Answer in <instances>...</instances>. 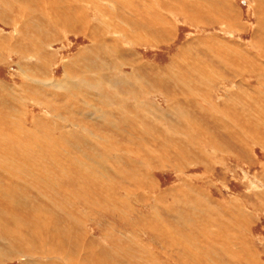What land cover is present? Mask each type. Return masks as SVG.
<instances>
[{"label": "rangeland", "instance_id": "374dc122", "mask_svg": "<svg viewBox=\"0 0 264 264\" xmlns=\"http://www.w3.org/2000/svg\"><path fill=\"white\" fill-rule=\"evenodd\" d=\"M6 1H0L2 2V5L0 4L2 12H0V85L3 86H0V116L2 117H0V125L6 124L9 130L3 132L0 127L2 133L0 135V140L2 139L0 141V172L5 168L3 166L7 167L0 173V192L9 191L7 186L11 183L18 193L21 191V205L14 207V214L21 220L26 219L29 224H34L35 216L29 211L28 206L48 207L49 205V209L58 210L59 216L56 218L62 219L63 223L69 219L71 223V219L75 217L80 226L74 231L80 232L78 234H81L83 244L96 247V251L101 249L103 255H106L113 264H120V262L121 264H196L197 260L204 259L205 254L201 253L196 256L197 258L193 257V251H190L193 236L197 242L204 237L208 241V236L214 238L212 243L207 242L209 254L206 260L209 262L218 261L216 257L218 254L219 261L225 264H264V0H75L76 3L74 0H62L63 2L61 0H11L13 6L10 0L7 3ZM39 2L42 5L41 3L39 5ZM60 5L62 8L66 6V9H62ZM35 36L39 39L37 42ZM231 68L234 69L231 70ZM135 69H137V75L132 77ZM25 72H27L26 75ZM187 72H191L192 76ZM198 75H200L199 79ZM124 77H128L129 80H125ZM218 77L219 80H217ZM38 81L45 85L36 84ZM83 81L82 87L89 85L90 90L87 88L80 90ZM111 85L114 87L112 88ZM195 92L198 95L195 96ZM207 94H209L208 97H206ZM193 101H196L198 105ZM198 107H202V110ZM168 109L172 112L170 113ZM105 112H107L106 115ZM167 112L170 116L165 114ZM209 112H212L215 117H208ZM89 113L107 116L109 121L103 118L99 120ZM186 121L190 125H187ZM237 124L238 127L235 128ZM209 126L213 133L208 134L211 131ZM22 127L26 128V131ZM193 129L196 130L193 131ZM230 130L237 134L239 138L237 136L234 138L240 143L229 136ZM90 135L98 138H92ZM214 139H219L220 141L217 140L219 143ZM19 142L23 145H17ZM31 142L34 144L32 145ZM37 144L45 148L37 147V150L34 148L38 146ZM29 145H32L31 148ZM196 152L200 153L196 154ZM28 154L29 157L33 155L37 162L34 163L36 168L40 164L37 169H42L44 175H41L42 173L36 175L34 169L31 170L28 166L26 168L25 162L21 165L16 162L14 165L15 161L9 160L15 158V155L26 157ZM201 154L205 158H202ZM89 163H92V166ZM14 170H17L19 175ZM6 171L15 173L11 175L9 172L8 175ZM74 171L77 174H73ZM23 173L25 177L22 176ZM4 174H6L5 178ZM45 175L49 177L47 180ZM196 191H198L197 195ZM118 200L121 202L123 200L122 207L119 206ZM23 201H27L25 206L28 210L21 207L25 203ZM8 203L0 199V208L12 210V204L8 205ZM227 206L228 209H225ZM237 209L241 212L240 210L237 212ZM237 227L241 229L238 232L234 231L238 229ZM219 229L222 235L220 234V239H217L215 236ZM206 230H211L213 233ZM47 231L49 230L45 229L42 234L46 236ZM230 231H234L232 234L235 233L236 236L239 235L238 239L232 238L231 234H228ZM67 234L73 236V233L67 232ZM238 241L248 245L247 251L241 250L242 246L238 245ZM145 244L148 246L146 247ZM226 244H230V247L228 248ZM53 258L47 255L36 258L15 256L12 260H6L4 264H65L63 260Z\"/></svg>", "mask_w": 264, "mask_h": 264}, {"label": "bare ground", "instance_id": "6f19581e", "mask_svg": "<svg viewBox=\"0 0 264 264\" xmlns=\"http://www.w3.org/2000/svg\"><path fill=\"white\" fill-rule=\"evenodd\" d=\"M0 1H3V2H5L6 0H0ZM9 1V0H8ZM8 1H6V3L8 2ZM11 1V0H10ZM50 1H52V0H50ZM62 1V0H61ZM42 2V1H41ZM41 2H39V5H40V3ZM55 2V1H54ZM63 2V1H62ZM74 2H75V0H74ZM257 2V1H256ZM259 2V1H258ZM2 3V2H1ZM0 3V4H1ZM48 3V2H47ZM50 3V2H49ZM56 3V2H55ZM66 3V2H65ZM71 3V2H70ZM76 3V2H75ZM75 3H74V6H75ZM84 3V2H83ZM88 3V2H87ZM90 4H92L91 2H89ZM102 3V2H101ZM11 5H12V1H11V3H10ZM14 4V3H13ZM16 4V3H15ZM19 4H20V2H19ZM67 4H69L68 2H67ZM72 4H73V2H72ZM86 4V3H85ZM85 4H82V5H85ZM89 4V5H90ZM2 5V4H1ZM4 6H5V4H3ZM22 5H24V4H22ZM22 5H19V6H22ZM26 5V4H25ZM41 5H42V3H41ZM43 5H44V2H43ZM62 5H64V4H62ZM66 5V4H65ZM80 5V4H79ZM78 5V6H79ZM88 5V4H87ZM10 6V5H9ZM13 6V5H12ZM12 6H10L11 8L10 9H12ZM30 6V5H29ZM66 6H68V5H66ZM65 6V7H66ZM71 6H73V5H71ZM92 6V5H91ZM104 6H106V5H104ZM3 7V6H2ZM8 6H6V8H7ZM23 7H26V6H23ZM41 7V6H40ZM49 7V6H48ZM60 7L62 8V6L60 5ZM65 7H63V8H65ZM80 7V6H79ZM84 7V6H83ZM21 8V7H20ZM28 8V7H27ZM57 8V7H56ZM58 8H59V6H58ZM62 8V9H63ZM69 8V7H68ZM96 8V7H95ZM4 10H5V8H3ZM2 9V10H3ZM9 9V8H8ZM26 9V8H25ZM48 9V8H47ZM51 9H52V7H51ZM50 9V10H51ZM61 9V10H62ZM66 9V8H65ZM64 9V11H66ZM72 9V8H71ZM77 9V8H76ZM75 9V10H76ZM99 9V8H98ZM106 9V8H105ZM3 10V11H4ZM17 10V9H16ZM56 10V9H55ZM54 10V11H55ZM60 10V9H59ZM70 10V9H69ZM74 10V9H73ZM9 11V10H8ZM72 10H70V12H71ZM99 11V10H98ZM108 11V10H107ZM0 12H1V9H0ZM15 12V11H14ZM25 12H26V10H25ZM38 12V11H37ZM48 12V11H47ZM51 12V11H50ZM56 12V11H55ZM58 12V11H57ZM85 12V11H84ZM110 12V11H109ZM2 13V12H1ZM0 13V14H1ZM4 13H6V12H4ZM18 13V12H17ZM16 13V14H17ZM42 13V12H41ZM61 13V12H60ZM63 13V12H62ZM67 13V12H66ZM72 13V12H71ZM99 13V12H98ZM18 14H20V13H18ZM17 14V15H18ZM34 14V13H33ZM39 14V13H38ZM50 14V13H49ZM68 14V13H67ZM66 14V15H67ZM87 14V13H86ZM91 14V13H90ZM96 14V13H95ZM100 14V13H99ZM16 15V16H17ZM35 15V14H34ZM40 15V14H39ZM38 15V16H39ZM56 15V14H55ZM72 15V14H71ZM92 15V14H91ZM104 15H105V13H104ZM106 15H108V14H106ZM31 16H33V15H31ZM3 17V16H2ZM9 17V16H8ZM18 17H19V15H18ZM20 17H21V15H20ZM37 17V16H36ZM41 17V16H40ZM85 17V16H84ZM5 18H6V15H5ZM44 18H45V16H44ZM56 18V17H55ZM69 18V17H68ZM104 18V17H103ZM114 18V17H113ZM18 19V18H17ZM37 19H38V17H37ZM50 19H52V18H50ZM0 20H1V18H0ZM11 20H13V19H11ZM29 20V19H28ZM48 20V19H47ZM117 20V19H116ZM21 21H22V19H21ZM20 21V22H21ZM43 21V20H42ZM108 21V20H107ZM230 21V20H229ZM16 22V21H15ZM23 22V21H22ZM52 22V21H51ZM53 22H55V21H53ZM26 23H27V21H26ZM37 23V22H36ZM85 23V22H84ZM53 24V23H52ZM86 24V23H85ZM97 24V23H96ZM24 25V24H23ZM37 25V24H36ZM50 25V24H49ZM60 25V24H59ZM74 25V24H73ZM76 25H78V24H76ZM28 26H29V24H28ZM87 26V25H86ZM109 26V25H108ZM162 26H164V25H162ZM167 25H165V27H166ZM68 27V26H67ZM81 28V27H80ZM88 28V27H87ZM36 29V28H35ZM42 29H44V28H42ZM49 29V28H48ZM20 30V29H19ZM37 30V29H36ZM71 30V29H70ZM78 30V29H77ZM76 30V31H77ZM110 31V30H109ZM98 32V31H97ZM17 33H18V31H17ZM50 33V32H49ZM15 34V33H14ZM24 33H22V35H23ZM33 34V33H32ZM38 34V33H37ZM36 35V34H35ZM95 35V34H94ZM33 36V35H32ZM30 37V36H29ZM36 37L37 36H35V40H36V42H37V40H39L38 38L36 39ZM13 38V37H12ZM18 39V38H17ZM47 39V38H46ZM50 39V38H49ZM48 39V40H49ZM1 41V40H0ZM11 41H12V39H11ZM26 41V40H25ZM30 41V40H29ZM33 41V40H32ZM210 41V40H209ZM218 41V40H217ZM13 42V41H12ZM11 42V43H12ZM43 42V41H42ZM30 43V42H29ZM41 43V42H40ZM6 44V43H5ZM4 44V45H5ZM18 44V43H17ZM22 44V43H21ZM37 44V43H36ZM25 45V44H24ZM3 46V45H2ZM23 46V45H22ZM253 46V45H252ZM30 47V46H29ZM35 47V46H34ZM39 47V46H38ZM216 47H218V46H216ZM14 48V47H13ZM21 48V47H20ZM24 48V47H23ZM23 48H21V49H23ZM26 48H27V46H26ZM31 48V47H30ZM222 48V47H221ZM9 49V48H8ZM15 49V48H14ZM18 49V48H17ZM33 50V49H32ZM205 50V49H204ZM215 50H217V49H215ZM221 50V49H220ZM17 51H19V50H17ZM21 51V50H20ZM7 52V51H6ZM5 52V53H6ZM24 52V51H23ZM30 52V54H31V51H29ZM132 52H133V50H132ZM202 52V51H201ZM219 52V51H218ZM249 52V51H248ZM20 54H21V52H19ZM26 53V52H25ZM131 53V52H130ZM205 53H207V52H205ZM3 54V53H2ZM27 54H28V52H27ZM30 54H28V55H30ZM33 54V53H32ZM42 54V53H41ZM120 54V53H119ZM127 55V54H126ZM130 55V54H129ZM245 55V54H244ZM26 56V55H25ZM34 56V55H33ZM37 56H39V55H37ZM133 56V55H132ZM201 56V55H200ZM208 56V55H207ZM231 56H233V55H231ZM241 56H242V54H241ZM24 57V56H23ZM22 57V58H23ZM193 57V56H192ZM192 57H190L191 59H192ZM218 57V56H217ZM240 57V56H239ZM249 57V56H248ZM27 58V57H26ZM245 58V57H244ZM28 59V58H27ZM189 59V58H188ZM204 59V58H203ZM203 59H202V61H203ZM205 59H206V57H205ZM214 59V58H213ZM223 59V58H222ZM193 60V59H192ZM224 60V59H223ZM199 61V60H198ZM80 62H83V61H80ZM206 62V61H205ZM198 63V62H197ZM210 63H212V62H210ZM38 64V63H37ZM81 64V63H80ZM85 64H87V63H85ZM193 64H195V63H193ZM200 64V63H199ZM46 65V64H45ZM82 65V64H81ZM88 65V64H87ZM125 65V64H124ZM208 65V64H207ZM211 65V64H210ZM19 66V65H18ZM42 66V65H41ZM86 66V65H85ZM189 66H190V64H189ZM195 66V65H194ZM199 66H201V65H199ZM203 66V65H202ZM216 66V65H215ZM214 66V67H215ZM132 67V66H131ZM204 67H205V65H204ZM203 67V68H204ZM47 68H49V67H47ZM135 68H136V66H135ZM199 68H202V67H199ZM227 68H229V67H227ZM27 69V68H26ZM26 69H23V70H26ZM205 69V68H204ZM211 69H213V68H211ZM218 69V68H217ZM217 69H215L216 71H217ZM221 69V68H220ZM219 69V70H220ZM234 69V68H233ZM232 68H231V70H233ZM240 69V68H239ZM42 70H43V68H42ZM136 71H134L133 72V75H132V77L134 76V75H137L136 73H137V69H135ZM179 70V69H178ZM200 70H203V69H200ZM214 70V71H215ZM226 70V69H225ZM49 71V70H48ZM138 71H140V70H138ZM187 71V70H186ZM236 71V70H235ZM43 72V71H42ZM123 72V71H122ZM170 72V71H169ZM220 72V71H219ZM26 73L27 72H25V75H26ZM188 74L189 73H191V72H187ZM216 73H218V71L216 72ZM232 73V72H231ZM175 74V73H174ZM183 74V73H182ZM246 74V73H245ZM29 76V75H28ZM36 76V75H35ZM42 76V75H41ZM40 76V77H41ZM43 76H44V74H43ZM172 76V75H171ZM170 76V77H171ZM187 76V75H186ZM186 76H185V79H186ZM191 76H192V73H191ZM195 76V75H194ZM200 75H198V79L200 78L199 77ZM219 76V75H218ZM248 76V75H247ZM37 77V76H36ZM138 77V76H137ZM161 77V76H160ZM163 77V76H162ZM161 77V78H162ZM183 77H184V75H183ZM188 77V76H187ZM196 77V76H195ZM208 77V76H207ZM225 77V76H224ZM233 77V76H232ZM235 77V76H234ZM243 77V76H242ZM252 77V76H251ZM42 78V77H41ZM41 78H39V79H41ZM194 78V77H193ZM204 78H205V76H204ZM209 78V77H208ZM229 78V77H228ZM249 78V77H248ZM32 79V78H31ZM44 79V78H43ZM42 79V80H43ZM114 79H116V77L114 78ZM124 79L126 80V79H128V77H124ZM135 79H136V77H135ZM139 79V78H138ZM162 79H164V78H162ZM175 79V78H174ZM184 79V78H183ZM188 79V78H187ZM191 79H192V77H191ZM190 79V80H191ZM203 79V78H202ZM225 79V78H224ZM33 80V79H32ZM129 80V79H128ZM137 80V79H136ZM189 80V81H190ZM194 80V79H193ZM204 80V79H203ZM206 80V79H205ZM213 80V79H212ZM217 80H219V77H218V79ZM253 80H254V78H253ZM262 80V79H261ZM140 81V80H139ZM143 81V80H142ZM170 81V80H169ZM173 81V80H172ZM176 81V80H175ZM174 81V82H175ZM189 81H187V82H189ZM192 81V80H191ZM202 81V80H201ZM222 81V80H221ZM226 81V80H225ZM228 81V80H227ZM249 81H250V79H249ZM69 82V81H68ZM122 82V81H121ZM123 82H125V81H123ZM129 82V81H128ZM144 82V81H143ZM196 82V81H195ZM195 82H194V85H195ZM207 82V81H206ZM209 82V81H208ZM211 82V81H210ZM220 82V81H219ZM218 82V83H219ZM26 83V82H25ZM29 83V82H28ZM37 83H39V84H42V85H45V83H42V82H36V84ZM49 83V82H48ZM63 83V82H62ZM73 83V82H72ZM167 83V82H166ZM170 83V82H169ZM173 83V82H172ZM179 83V82H178ZM178 83H176V84H178ZM190 83V82H189ZM192 83V82H191ZM198 83V82H197ZM212 83V82H211ZM211 83H210V86H211ZM236 83V82H235ZM55 84H57V83H55ZM116 84V83H115ZM118 84V83H117ZM133 84V83H132ZM163 84V83H162ZM171 84V83H170ZM175 84V83H174ZM209 84V83H208ZM213 84H214V82H213ZM264 84V83H263ZM84 85V81L81 83V87ZM110 85V84H109ZM166 85V84H165ZM182 85V84H181ZM225 85V84H224ZM236 85V84H235ZM238 85H239V83H238ZM260 85H261V83H260ZM0 86H2V85H0ZM5 86V85H4ZM50 86H52V85H50ZM67 86H68V84H67ZM71 86V85H70ZM202 86V85H201ZM248 86H250V85H248ZM3 87V86H2ZM26 87V86H25ZM39 87V86H38ZM53 87V86H52ZM56 87V86H55ZM65 87H66V84H65ZM77 88H80L79 86H76ZM111 87L113 88L114 86H112L111 85ZM135 87V86H134ZM236 87V86H235ZM251 87V86H250ZM262 87V86H261ZM84 88H87V89H91L90 88V86L88 85V86H86V87H82V88H80V90H82V89H84ZM115 88H117L116 87V85H115ZM141 88H143L142 86H141ZM188 88V87H187ZM190 88V87H189ZM196 88H198V87H196ZM212 88V87H211ZM1 89H3V88H1ZM138 89V88H137ZM182 89V88H181ZM200 89V88H199ZM198 89V90H199ZM229 89V88H228ZM246 89V88H245ZM249 89V88H248ZM259 89V88H258ZM6 90V89H5ZM12 90V89H11ZM42 90V89H41ZM57 90V89H56ZM56 90H55V92H56ZM136 90V89H135ZM162 90H164L163 88H162ZM174 90V89H173ZM205 90H206V88H205ZM238 90H239V88H238ZM244 90V89H243ZM3 91V90H2ZM7 91H8V89H7ZM58 91V90H57ZM192 91V90H191ZM247 91H249V90H247ZM251 91V90H250ZM88 92V91H87ZM109 92H111V91H109ZM143 92H144V90H143ZM166 92V91H165ZM172 92V91H171ZM189 92H190V90H189ZM198 92V91H197ZM197 92H195L196 94H195V96L196 95H198L197 94ZM205 92V91H204ZM240 92H241V89H240ZM243 92V91H242ZM260 92V91H259ZM7 93V92H6ZM5 93V94H6ZM30 93V92H29ZM123 93V92H122ZM144 93H146V92H144ZM143 93V94H144ZM149 93V92H148ZM151 93V92H150ZM157 93H159V92H157ZM161 93V92H160ZM176 94H177V92H175ZM243 93H245V92H243ZM253 93V92H252ZM55 94V93H54ZM135 94V93H134ZM142 94V93H141ZM142 94V95H143ZM171 94V93H170ZM173 94V93H172ZM194 94V93H193ZM228 94H231V93H228ZM256 93H254V95H255ZM121 95V94H120ZM119 95V96H120ZM151 95V94H150ZM188 95V94H187ZM200 95V94H199ZM204 95V94H203ZM202 95V96H203ZM208 95L209 94H207V96L206 97H208ZM236 95H238V94H236ZM250 95H251V93H250ZM253 95V94H252ZM258 95V94H257ZM3 96V95H2ZM56 96V95H55ZM118 96V95H117ZM118 96V97H119ZM122 96V95H121ZM141 96V95H140ZM204 96V97H205ZM1 97V96H0ZM11 97V96H10ZM31 97V96H30ZM108 97V96H107ZM106 97V98H107ZM166 97V96H165ZM182 97V96H181ZM187 97V96H186ZM198 97V96H197ZM200 97V96H199ZM205 97V98H206ZM227 97V96H226ZM231 97H232V95H231ZM239 96H237V98H238ZM242 97H243V94H242ZM241 97V98H242ZM248 97V96H247ZM251 97V96H250ZM6 98V97H5ZM54 98V97H53ZM110 98V97H109ZM122 98V97H121ZM174 98H176L175 96H174ZM185 98V97H184ZM188 98V97H187ZM200 98H202V97H200ZM210 98V97H209ZM229 98V97H228ZM236 98V100H238ZM261 99H262V97H260ZM1 99V98H0ZM165 99V98H164ZM168 99H170L171 100V98H168ZM173 99V98H172ZM179 99V98H178ZM178 99H176V100H178ZM190 99H192V98H190ZM230 99H232V98H230ZM245 99V98H244ZM247 99V98H246ZM245 99V100H246ZM256 99V98H255ZM8 100V99H7ZM23 100V99H22ZM27 100V99H26ZM166 100V99H165ZM170 100H169V102H170ZM183 100V99H182ZM185 100H187V99H185ZM189 100V99H188ZM194 100V99H193ZM206 99H204V101H205ZM226 100V99H225ZM242 100V99H241ZM245 100H243V101H245ZM257 100V99H256ZM116 101V100H115ZM114 101V102H115ZM168 101V100H167ZM166 101V102H167ZM207 101V100H206ZM227 101V100H226ZM73 102V101H72ZM80 102V101H79ZM78 102V103H79ZM91 102V101H90ZM119 102V101H118ZM181 102V101H180ZM194 102V101H193ZM196 102V101H195ZM194 102V103H195ZM209 102V101H208ZM220 102V101H219ZM238 101H236V103H237ZM49 103V102H48ZM103 103H104V101H103ZM109 103V102H108ZM187 103H189V102H187ZM198 103V102H197ZM210 103V102H209ZM209 103H207V104H209ZM212 103H214V102H212ZM232 103V102H231ZM238 103H240V102H238ZM248 103H249V100H248ZM255 103H256V101H255ZM56 104V103H55ZM94 104V103H93ZM122 104V103H121ZM124 104V103H123ZM146 104V103H145ZM175 104V103H174ZM196 104V103H195ZM224 104V103H223ZM241 104V103H240ZM263 104V103H262ZM1 105V104H0ZM97 105V104H96ZM120 105V104H119ZM176 105V104H175ZM179 105V104H178ZM181 105V104H180ZM179 105V106H180ZM196 105H198V104H196ZM212 105V104H211ZM253 105H256V104H253ZM79 106V105H78ZM172 106V105H171ZM178 106V107H179ZM200 106H202V104L200 105ZM209 106H210V104H209ZM246 106V105H245ZM245 106H243V107H245ZM250 106V105H249ZM252 106V105H251ZM258 106H259V103H258ZM262 106V105H261ZM92 107V106H91ZM116 107H118V105L116 106ZM154 107V106H153ZM168 107V106H167ZM182 107V106H181ZM195 107V106H194ZM205 107H206V105H205ZM213 107V106H212ZM247 107V106H246ZM253 107V106H252ZM52 108V107H51ZM83 108V107H82ZM126 108V107H125ZM175 108V107H174ZM189 108V107H188ZM190 108H191V105H190ZM199 108V107H198ZM202 108V107H201ZM201 108H199V110L201 109ZM214 108V107H213ZM217 108V107H216ZM215 108V109H216ZM219 108V107H218ZM255 108V107H254ZM262 109H263V107H261ZM6 109V108H5ZM112 109V108H111ZM127 109V108H126ZM134 109V108H133ZM165 109H167V108H165ZM173 109V108H172ZM176 109V108H175ZM181 109V108H180ZM195 109H196V107H195ZM204 109V108H203ZM247 109H248V107H247ZM253 109V108H252ZM256 109V108H255ZM258 109V108H257ZM261 109V111H263ZM4 110V109H3ZM105 110V109H104ZM118 110V109H117ZM129 110V109H128ZM136 110V109H135ZM162 110V109H161ZM169 110V109H168ZM187 110V109H186ZM186 110H184V111H186ZM191 110V109H190ZM202 110V109H201ZM205 110V109H204ZM214 110V109H213ZM221 110V109H220ZM220 110H218V111H220ZM227 110V109H226ZM245 110H246V108H245ZM260 110V109H259ZM2 111V110H1ZM16 111V110H15ZM92 111V110H91ZM121 111H123V110H121ZM138 111V110H137ZM148 111V110H147ZM146 111V112H147ZM155 111V110H154ZM154 111H153V113H154ZM163 111H165L164 109H163ZM170 111V113L172 112L171 110H169ZM183 111V110H182ZM183 111V112H184ZM208 111V110H207ZM217 111V112H218ZM222 111V110H221ZM225 111V110H224ZM4 112V111H3ZM10 112V111H9ZM14 112V111H13ZM12 112V113H13ZM174 112V111H173ZM175 112H177V111H175ZM181 112V111H180ZM180 112H179V114H180ZM193 112V111H192ZM195 112V111H194ZM217 112H215V113H217ZM234 112V111H233ZM6 113V112H5ZM19 113H20V111H19ZM98 113V112H97ZM106 113L107 112H105V115H106ZM110 113V112H109ZM133 113V112H132ZM142 113V112H141ZM188 113V112H187ZM196 113V112H195ZM245 113H246V111H245ZM250 113V112H249ZM248 113V114H249ZM255 113H257V111L255 112ZM1 114V113H0ZM3 114V113H2ZM16 114H18V112L16 113ZM78 114H80V113H78ZM91 116H94L95 118H97V119H101V118H103V119H105L106 121H109V118L107 119L105 116H103V115H96L95 113H89ZM112 116H113V114L112 113H110ZM149 114V113H148ZM165 114H169L168 112L167 113H165ZM175 114V113H174ZM182 114V113H181ZM190 114V113H189ZM193 114V113H192ZM209 114V116L208 117H210V118H212L213 116H214V114L212 113V112H209L208 113ZM254 114V113H253ZM11 115V114H10ZM14 114H12L11 116H13ZM82 115V114H81ZM108 116H109V114H107ZM117 115H119V114H117ZM129 115V114H128ZM135 115V114H134ZM137 115H138V113H137ZM142 115V114H141ZM150 115H151V113H150ZM159 115V114H158ZM186 115H188V114H186ZM194 115H196V114H194ZM211 115V116H210ZM222 115H223V113H222ZM244 115V114H243ZM242 115V116H243ZM111 116V117H112ZM114 116H116V115H114ZM129 116H131V115H129ZM152 116V115H151ZM154 116V115H153ZM168 116H170V115H168ZM172 116V115H171ZM189 116H191V115H189ZM225 116H229V115H225ZM232 116V115H231ZM246 116V115H245ZM250 116V115H249ZM1 117V116H0ZM20 117V116H19ZM137 117V116H136ZM165 117V116H164ZM175 117V116H174ZM195 117V116H194ZM215 117V116H214ZM240 117V116H239ZM254 117V116H253ZM259 117V116H258ZM2 118V117H1ZM17 118V117H16ZM56 118H58V117H56ZM120 118V117H119ZM118 118V119H119ZM143 118V117H142ZM144 118H145V116H144ZM148 118V117H147ZM153 118V117H152ZM157 118V117H156ZM166 118V117H165ZM179 118H182V117H179ZM197 118V117H196ZM224 118V117H223ZM228 118V117H227ZM236 118V117H235ZM241 118V117H240ZM239 118V119H240ZM246 118V117H245ZM256 118V117H255ZM7 119V117L5 118V120ZM14 119V118H13ZM121 119V118H120ZM136 119V118H135ZM139 119H140V117H139ZM176 119H178V117L176 118ZM184 119V118H183ZM200 119V118H199ZM226 119V118H225ZM230 119H232V118H230ZM234 119V118H233ZM232 119V120H233ZM251 119V118H250ZM16 120H18V119H16ZM60 120V119H59ZM86 120V119H85ZM148 120V119H147ZM163 120V119H162ZM186 120H187V118H186ZM206 120V119H205ZM212 120V119H211ZM211 120H210V122H211ZM219 120V119H218ZM227 120V119H226ZM4 121V120H3ZM14 121V120H13ZM63 121V120H62ZM105 121V122H106ZM132 121V120H131ZM156 121H157V119H156ZM169 121V120H168ZM172 121V120H171ZM178 120H176V122H177ZM201 121V120H200ZM199 121V122H200ZM208 121V120H207ZM216 121V120H215ZM234 121V120H233ZM232 121V122H233ZM236 121V120H235ZM234 121V122H235ZM243 121V120H242ZM2 122V121H1ZM11 122V121H10ZM34 122V121H33ZM94 122V121H93ZM146 122V121H145ZM145 122H142V123H145ZM160 122V121H159ZM163 122V121H162ZM161 122V123H162ZM173 122H175V121H173ZM218 122H220V120L218 121ZM217 122V124L219 125V123ZM222 122V121H221ZM230 122V121H229ZM238 123H239V121H237ZM244 122V121H243ZM13 123V122H12ZM16 123V122H15ZM85 123V122H84ZM107 123V122H106ZM137 123H138V121H137ZM136 123V124H137ZM140 123V122H139ZM165 123V122H164ZM169 123V122H168ZM184 123V122H183ZM186 123H187V125H190V123L188 124V122L186 121ZM196 123V122H195ZM204 123V122H203ZM209 123V122H208ZM247 123V122H246ZM252 123V122H251ZM18 124H19V121H18ZM17 124V125H18ZM69 124V123H68ZM79 124V123H78ZM108 124H109V122H108ZM115 124V123H114ZM132 124L134 125V123L132 122ZM200 124V123H199ZM211 124H213V123H211ZM216 124V125H217ZM223 124V123H222ZM235 124V123H234ZM233 124V125H234ZM243 124V123H242ZM241 124V125H242ZM249 124V123H248ZM259 124V123H258ZM16 125V124H15ZM20 125V124H19ZM25 125V124H24ZM70 125V124H69ZM145 125V124H144ZM168 125V124H167ZM176 125V124H175ZM178 125V124H177ZM196 125V124H195ZM202 125V124H201ZM205 125V124H204ZM215 125V124H214ZM228 125V124H227ZM227 125H225L226 127H227ZM247 125V124H246ZM252 125V124H251ZM11 126V125H10ZM21 126V125H20ZM153 126V125H152ZM174 126V125H173ZM184 126V125H183ZM192 126V125H191ZM203 126V125H202ZM245 126V125H244ZM253 126V125H252ZM0 127H1V129L3 130V132H7L8 130H9V128L6 126V124L4 125V123H3V125H0ZM16 127V126H15ZM28 127V126H27ZM68 127V126H67ZM86 127V126H85ZM131 127H132V125H131ZM142 127V126H141ZM197 127H199V126H197ZM196 127V128H197ZM221 127V126H220ZM232 127V126H231ZM236 127H238V124H237V126H235V128ZM248 127V126H247ZM11 128V127H10ZM23 128V127H22ZM21 128V129H22ZM33 128V127H32ZM84 128V127H83ZM96 128V127H95ZM98 128H99V126H98ZM126 128V127H125ZM144 128V127H143ZM147 128V127H146ZM153 128V127H152ZM154 128H158V127H154ZM169 128V127H168ZM167 128V129H168ZM189 128V126L187 127V129ZM191 128V127H190ZM201 128V127H200ZM206 128V127H205ZM205 128H204V131H206L205 130ZM24 129V128H23ZM26 129V128H25ZM24 129V130H25ZM73 129V128H72ZM97 129V128H96ZM159 129H160V127H159ZM185 129H186V127H185ZM199 129V128H198ZM197 129V130H198ZM213 129V128H212ZM220 129H222V128H220ZM231 129V128H230ZM19 130V129H18ZM99 130V129H98ZM155 130V129H154ZM192 130V129H191ZM190 130V131H191ZM196 130V129H195ZM194 129H193V131H195ZM209 130H211V128H210V126H209ZM215 130V129H214ZM17 131V130H16ZM26 131V130H25ZM30 131V130H29ZM76 131V130H75ZM159 131V130H158ZM183 131V130H182ZM193 131L191 132L192 134H193ZM201 130H199V132H200ZM216 131V130H215ZM226 131V130H225ZM228 131V130H227ZM17 132H19V131H17ZM16 132V133H17ZM28 132V131H27ZM31 132V131H30ZM59 132V131H58ZM82 132V131H81ZM91 132V131H90ZM157 132V131H156ZM161 132V131H160ZM180 132V131H179ZM207 132V131H206ZM210 132H212L213 133V131L211 130V131H209L208 132V134L210 133ZM229 132V131H228ZM230 132H231V134H229V136L230 137H232V139L234 138V137H236L237 136V134L235 133V132H233L232 130H230ZM236 132H237V130H236ZM12 133V132H11ZM32 133V132H31ZM169 133V132H168ZM184 133H186V132H184ZM215 133V132H214ZM218 133V132H217ZM217 133H215V134H217ZM240 133V132H239ZM243 133H244V131H243ZM21 134H23V133H21ZM29 134V133H28ZM214 134V135H215ZM248 134V133H247ZM0 135H2V133L0 132ZM24 135V134H23ZM82 135V134H81ZM89 135V134H88ZM95 135H97V134H95ZM103 135V134H102ZM157 135V134H156ZM197 135V134H196ZM30 136V135H29ZM84 136V135H83ZM91 136V135H90ZM104 136V135H103ZM200 136H201V134H200ZM203 136V135H202ZM209 136V135H208ZM219 136V135H218ZM2 137V136H1ZM4 137H5V135H4ZM3 137V138H4ZM22 137H25V136H22ZM92 137V136H91ZM91 137H90V139H91ZM167 137V136H166ZM187 137V136H186ZM190 138H191V136H189ZM188 137V138H189ZM238 137V136H237ZM242 137V136H241ZM11 138H13V136L11 137ZM47 138V137H46ZM84 138V137H83ZM92 138H95V137H92ZM98 137H96L95 139H97ZM160 138V137H159ZM198 138V137H197ZM200 138V137H199ZM213 138H215V137H213ZM212 138V139H213ZM239 138V137H238ZM246 138H248V136L246 137ZM10 139V138H9ZM37 139V138H36ZM82 139V138H81ZM100 139V138H99ZM153 139V138H152ZM169 139V138H168ZM202 139V138H201ZM209 139V138H208ZM223 139V138H222ZM235 139V138H234ZM2 140V139H1ZM0 140V141H1ZM11 140V139H10ZM15 140V139H14ZM26 140V139H25ZM92 140V139H91ZM108 140V139H107ZM139 140H141V139H139ZM147 140V139H146ZM157 140V139H156ZM191 140V139H190ZM215 141H220L219 139H214ZM236 140V139H235ZM249 140V139H248ZM22 141V140H21ZM20 141V142H21ZM39 141V140H38ZM49 141V140H48ZM95 141V140H94ZM102 141V140H101ZM106 141V140H105ZM133 141V140H132ZM161 141V140H160ZM160 141H158V142H160ZM172 141V140H171ZM188 141H189V139H188ZM210 141H211V139H210ZM209 141V142H210ZM213 141V140H212ZM215 141H214V143H215ZM217 141V142H218ZM236 141H238V139L236 140ZM12 142V141H11ZM19 142V144H17V145H23L22 143H20ZM30 142V141H29ZM134 142V141H133ZM156 142V141H155ZM172 142H174V141H172ZM186 142V141H185ZM195 142V141H194ZM201 142V141H200ZM202 142H204V141H202ZM216 142V143H217ZM222 142V141H221ZM239 142V141H238ZM247 142V141H246ZM3 143V142H2ZM24 143V142H23ZM46 143V142H45ZM138 143V142H137ZM141 143V142H140ZM167 143V142H166ZM219 143V142H218ZM240 143V142H239ZM243 143V142H242ZM6 144V143H5ZM25 144V143H24ZM31 144L33 145L34 144V142L32 143L31 142ZM36 144V143H35ZM105 144H106V142H105ZM168 144V143H167ZM187 144V143H186ZM195 144V143H194ZM193 144V145H194ZM202 144V143H201ZM238 144V143H237ZM248 144H250V143H248ZM7 145V144H6ZM31 145V146H32ZM38 145V144H37ZM169 145V144H168ZM191 145V144H190ZM220 145V144H219ZM221 145H222V143H221ZM2 146V145H1ZM4 146V145H3ZM26 146V145H25ZM30 146V145H29ZM31 146H30V148H31ZM178 146V145H177ZM192 146V145H191ZM202 146V145H201ZM229 146V145H228ZM240 146H243V145H240ZM6 147V146H5ZM8 147V146H7ZM10 147H11V144H10ZM10 147H8L9 149H10ZM24 147V146H23ZM28 147V146H27ZM37 147H44V146H36V147H34V148H36L37 149ZM54 147H57V146H54ZM94 147V146H93ZM170 147V146H169ZM193 147V146H192ZM196 147V146H195ZM194 147V149H196ZM197 147H199V146H197ZM210 147V146H209ZM212 147V146H211ZM224 147V146H223ZM251 147V146H250ZM255 147H256V145H255ZM33 148V147H32ZM45 148V147H44ZM43 148V149H44ZM97 148V147H96ZM95 148V149H96ZM203 148V147H202ZM204 148H205V145H204ZM222 148V147H221ZM234 148V147H233ZM242 148V147H241ZM247 148H249L248 146H247ZM12 149V148H11ZM22 149V148H21ZM24 149V148H23ZM91 149H92V146H91ZM187 150L189 149V148H186ZM214 149V148H213ZM220 149V148H219ZM224 149H227V148H224ZM243 150L245 149V148H242ZM16 150V149H15ZM27 150V149H26ZM30 150V149H29ZM35 150V149H34ZM38 150V149H37ZM36 150V151H37ZM46 150H48V149H46ZM56 150V149H55ZM94 150V149H93ZM170 150V149H169ZM168 150V151H169ZM246 150V149H245ZM1 151V150H0ZM9 151V150H8ZM18 151V150H17ZM35 151V152H36ZM92 151V150H91ZM186 151V150H185ZM188 151H190V150H188ZM234 151V150H233ZM239 151V150H238ZM5 152V151H4ZM24 152V151H23ZM23 152H21V153H23ZM25 152H28V151H25ZM30 152V151H29ZM40 152V151H39ZM83 152V151H82ZM158 152V151H157ZM157 152H155V153H157ZM191 152H192V150H191ZM203 152H205V151H203ZM207 152V151H206ZM225 152V151H224ZM252 152V151H251ZM6 153H8V152H6ZM15 153V152H14ZM37 153V152H36ZM54 153V152H53ZM190 153V152H189ZM200 153V152H199ZM199 153H197L196 152V154H199ZM212 153V152H211ZM221 153V152H220ZM246 153V152H245ZM250 153V152H249ZM27 154V153H26ZM39 154V153H38ZM85 154H86V152H85ZM94 154H95V152H94ZM188 154V153H187ZM224 154H226V153H224ZM251 154V153H250ZM37 155V154H36ZM41 155V154H40ZM39 155V156H40ZM194 155V154H193ZM205 155V154H204ZM211 155V154H210ZM213 155V154H212ZM228 155H229V153H228ZM5 156V155H4ZM16 157L14 158H12V157H10V158H12V159H9V160H13V161H15L14 162V165H15V163L17 162V164H19V165H21L23 162H25L24 164L26 165V168H27V166L28 167H30L31 168V170L32 169H34V173L37 175V174H39V173H42L43 171H42V169L40 170H38L37 168H39L40 167V164H38L39 165V167H37L36 168V166H35V159L32 157V156H30L29 157V154H28V156L26 155V157H20V156H17V155H15ZM23 156H25V155H23ZM43 156V155H42ZM45 156V155H44ZM88 155H86V157H87ZM161 156V155H160ZM194 156H196V155H194ZM201 156H202V154H201ZM207 156H209V155H207ZM215 156V155H214ZM236 156V155H235ZM8 157H9V155H8ZM8 157H3V158H8ZM46 157V156H45ZM91 157H93V156H91ZM90 157V158H91ZM95 157H96V155H95ZM158 157V156H157ZM163 157V156H162ZM179 157V156H178ZM199 157H200V155H199ZM213 156H211V158H212ZM223 157H225V156H223ZM226 157H227V155H226ZM230 157V156H229ZM36 158V157H35ZM41 158V157H40ZM47 158V157H46ZM158 158H160V157H158ZM183 158V157H182ZM194 158V157H193ZM201 158V157H200ZM202 158H205V156H202ZM1 159V158H0ZM42 159V158H41ZM85 159V158H84ZM95 159V158H94ZM173 159H174V157H173ZM185 159V158H184ZM184 159H183V161H184ZM191 159V158H190ZM195 159V158H194ZM207 159V158H206ZM215 159V158H214ZM224 159V158H223ZM227 159V158H226ZM242 159V158H241ZM39 160V159H38ZM189 160V159H188ZM5 161H7V160H5ZM47 161V160H46ZM53 161V160H52ZM83 161H85V160H83ZM82 161V162H83ZM87 161H88V159H87ZM90 161H91V159H90ZM89 161V162H90ZM167 161V160H166ZM182 161V160H181ZM199 161V160H198ZM210 161H211V159H210ZM224 161V160H223ZM1 162V161H0ZM171 162V161H170ZM194 162V161H193ZM192 162V163H193ZM196 162V161H195ZM212 162V161H211ZM6 163V162H5ZM12 164H13V162H11ZM37 163V162H36ZM42 163H44V161H42ZM42 163H41V166H43L42 165ZM84 163V162H83ZM182 163H184V162H182ZM208 163V162H207ZM2 164V163H1ZM4 164V163H3ZM2 164V165H3ZM10 164V163H9ZM12 164H10V165H12ZM86 164V163H85ZM90 165L92 164V163H89ZM7 165V164H6ZM24 165V166H25ZM87 165V164H86ZM200 165V164H199ZM211 165V164H210ZM50 166V165H49ZM60 166V165H59ZM89 166V165H88ZM92 166V165H91ZM90 166V169H92V167ZM174 166V165H173ZM201 167L203 166V165H200ZM3 167H5V168H7L6 166H3ZM19 167V166H18ZM17 167V168H18ZM44 167H45V163H44ZM44 167H42V168H44ZM154 167V166H153ZM1 168H2V166H1ZM4 168V169H5ZM11 168V167H10ZM24 168V167H23ZM30 168H29V171H30ZM47 168V167H46ZM142 168V167H141ZM171 168H173V167H171ZM181 168H183V167H181ZM4 169L2 170V171H4ZM12 169H14V168H12ZM45 169V168H44ZM69 169V168H68ZM184 169V168H183ZM9 170V169H8ZM21 170V169H20ZM20 170H18V171H20ZM70 170V169H69ZM93 170V169H92ZM1 171V172H2ZM15 172L17 171V170H14ZM45 171H46V169H45ZM48 171V170H47ZM51 171V170H50ZM61 171V170H60ZM90 171V170H89ZM126 171V170H125ZM0 172V173H1ZM7 172V171H6ZM10 172V171H9ZM9 172H7L8 173V175H9ZM12 172V171H11ZM10 172V174L12 175V174H14L13 172L11 173ZM212 172V171H211ZM17 173V172H16ZM57 173V172H56ZM60 173V172H59ZM68 173V172H67ZM94 173V172H93ZM124 173V172H123ZM140 173V172H139ZM138 173V174H139ZM3 174V173H2ZM18 174V173H17ZM22 173H20V175H21ZM46 174V173H45ZM48 174V173H47ZM53 174H55L54 172H53ZM73 174H77V173H75V171H74V173ZM95 174V173H94ZM96 174H97V172H96ZM127 174V173H126ZM6 174H4V178L6 177L5 176ZM16 175V174H15ZM19 175V174H18ZM31 175V174H30ZM32 175H33V173H32ZM41 175H44V173H42ZM78 175H79V173H78ZM89 175V174H88ZM98 175V174H97ZM147 175V174H146ZM145 175V176H146ZM211 175V174H210ZM22 176H24V173H23V175ZM27 176V175H26ZM46 176V175H45ZM65 176V175H64ZM96 176V175H95ZM104 176H106V175H104ZM13 177V176H12ZM25 177V176H24ZM24 177H23V179H24ZM34 177V176H33ZM51 177H53V175H51ZM56 177V176H55ZM57 177H58V175H57ZM80 177V176H79ZM89 177H90V175H89ZM107 177V176H106ZM105 177V178H106ZM8 178V177H7ZM20 178H21V176H20ZM29 178V177H28ZM49 177L48 176H46V178H45V180H47ZM129 178V177H128ZM19 179V178H18ZM34 179H36V177L34 178ZM43 179V178H42ZM56 179V178H55ZM96 179V178H95ZM102 179V178H101ZM104 179V178H103ZM131 179V178H130ZM138 179V178H137ZM148 179V178H147ZM8 181H10V179H7ZM11 180H13V179H11ZM25 180V179H24ZM30 180V179H29ZM29 180H28V182H29ZM33 180V179H32ZM39 180V179H38ZM73 180V179H72ZM85 180V179H84ZM27 181V180H26ZM68 181V180H67ZM81 181V180H80ZM99 181V180H98ZM110 181V180H109ZM4 182V181H3ZM27 182V183H28ZM91 182H92V180H91ZM103 182V181H102ZM101 182V183H102ZM118 182V181H117ZM9 183H11V182H9ZM21 183V182H20ZM26 183V182H25ZM53 183V182H52ZM77 183V182H76ZM81 183V182H80ZM107 183V182H106ZM116 183V182H115ZM51 184V183H50ZM54 184H55V182H54ZM60 184V183H59ZM109 184H112V183H109ZM118 184V183H117ZM4 185V184H3ZM3 185H1V187L3 186ZM12 185V183L10 184V185H8L7 187H8V189H9V191H6V190H4V191H6V192H0V199H2V201L4 200V201H8L10 204H12V206L11 207H13V209L10 211L9 209H2V208H0V264H4V262H6V260H12L15 256H19V257H21V256H23V257H26V258H29V257H37V256H46L47 255V257H51V258H53V257H55L56 259H59V260H63V262H65V264H111L112 263V261H109L107 258H106V255H103V252H101L100 250L99 251H96L97 250V248L96 247H94V246H87V244H83V240H81L82 238H81V234H78V233H80L79 231H74V230H76L77 228H79V223H77V221H76V219H74V218H72L71 219V223L69 222V220L66 222V223H63L61 220H58L56 217L57 216H59V213H58V210H56V209H53L52 210V208L51 209H49L48 207H49V205H48V207H42V205L41 206H36V207H31V205H30V207L28 206V208H29V211L32 213V214H34V216H35V218H34V220H35V223L34 224H29L28 222H26V219H25V221L24 220H21L20 218H18L17 216L18 215H16V214H14L15 212H14V207L16 206H20L21 205V201H20V197H21V195H20V193H21V191L18 193V190L17 189H15V188H13V185ZM22 185V184H21ZM28 185V184H27ZM38 185V184H37ZM44 185V184H43ZM61 185V184H60ZM101 184H99V186H100ZM153 185V184H152ZM9 186H11V187H9ZM29 186V185H28ZM59 186V185H58ZM24 187V186H23ZM30 187V186H29ZM156 187V186H155ZM4 188V187H3ZM18 188V187H17ZM20 188V187H19ZM28 188V187H27ZM53 188H55V187H53ZM67 188V187H66ZM79 188H81V187H79ZM25 189V188H24ZM23 189V190H24ZM60 189V188H59ZM92 189V188H91ZM111 189V188H110ZM113 189V188H112ZM190 189H193V188H190ZM40 190V189H39ZM77 190V189H76ZM93 190V189H92ZM91 190V191H92ZM50 191V190H49ZM60 191V190H59ZM58 191V192H59ZM90 191V192H91ZM137 191V190H136ZM194 191V190H193ZM192 191V192H193ZM62 192V191H61ZM82 192V191H81ZM129 192V191H128ZM130 192H131V190H130ZM190 192V191H189ZM197 192L198 191H196V195H197ZM254 192V191H253ZM258 192V191H257ZM80 193V192H79ZM92 193V192H91ZM95 193V192H94ZM96 193H98V192H96ZM95 193V194H96ZM140 193V192H139ZM200 193V192H199ZM260 193V192H259ZM258 193V194H259ZM191 194H193V193H191ZM195 194V193H194ZM208 194V193H207ZM206 194V195H207ZM41 195H42V193H41ZM52 195V194H51ZM110 195V194H109ZM140 195V194H139ZM188 195V194H187ZM200 195V194H199ZM255 195H256V193H255ZM260 195V194H259ZM27 196H29V195H27ZM78 196V195H77ZM94 196V195H93ZM95 196H97V195H95ZM113 196V195H112ZM127 196V195H126ZM146 196V195H145ZM195 196V195H194ZM211 196V195H210ZM47 197H48V195H47ZM46 197V198H47ZM51 197V196H50ZM49 197V200L51 199ZM53 197H55V196H53ZM81 197H83L82 195H81ZM32 198V197H31ZM61 198V197H60ZM73 198V197H72ZM75 198V197H74ZM86 198V197H85ZM84 198V199H85ZM95 198H99V197H95ZM127 198V197H126ZM136 198H137V196H136ZM196 198V197H195ZM204 198H207V197H204ZM258 198V197H257ZM261 198H262V195H261ZM8 199V200H7ZM34 199V198H33ZM37 199V198H36ZM67 199H69V198H67ZM83 199V198H82ZM105 199V198H104ZM145 199V198H144ZM185 199H187L186 197H185ZM209 199V198H208ZM233 199H236V198H233ZM24 200V199H23ZM43 200V199H42ZM44 200H46V199H44ZM86 200H91V199H86ZM147 200V199H146ZM213 200V199H212ZM211 200V201H212ZM30 201V200H29ZM28 201V202H29ZM54 201V200H53ZM56 201V200H55ZM119 201V200H118ZM137 201V200H136ZM23 202H25V201H23ZM27 202V201H26ZM26 202L25 203H23L22 204V208H26ZM31 202V201H30ZM45 202V201H44ZM48 202V201H47ZM51 202V201H50ZM64 202H66V201H64ZM120 202V205L119 206H121V204H122V202H123V200H122V202L121 201H119ZM127 202V201H126ZM133 202V201H132ZM209 202V201H208ZM250 202V201H249ZM9 203H8V205H9ZM35 203V202H34ZM57 203V202H56ZM68 203V202H67ZM106 203V202H105ZM111 203V202H110ZM124 203H125V201H124ZM129 203V202H128ZM251 203V202H250ZM30 204V203H29ZM28 204V205H29ZM32 204V203H31ZM36 204V203H35ZM52 204H54V203H52ZM62 204V203H61ZM60 204V205H61ZM64 204V203H63ZM69 204H72V203H69ZM126 204V203H125ZM209 204V203H208ZM207 204V205H208ZM244 204V203H243ZM1 205V204H0ZM33 205V204H32ZM39 205V204H38ZM45 205V204H44ZM123 205V204H122ZM127 205V204H126ZM213 205H215V204H213ZM252 205V204H251ZM56 206V205H55ZM230 206V205H229ZM241 206V205H240ZM263 206V205H262ZM3 207V206H2ZM66 207V206H65ZM122 207V206H121ZM209 207H211V206H209ZM215 207H216V205H215ZM231 207V206H230ZM229 207V208H230ZM238 207V206H237ZM28 208H26L27 210H28ZM54 208V207H53ZM60 208H61V206H60ZM223 208V207H222ZM221 208V209H222ZM25 209V210H26ZM166 209V208H165ZM167 209H169V208H167ZM166 209V210H167ZM212 209V208H211ZM217 209V208H216ZM220 209V208H219ZM225 209H228V206H227V208H225ZM22 210V209H21ZM24 210V209H23ZM22 210V211H23ZM230 210V209H229ZM235 210V209H234ZM238 210H240V209H237V212H238ZM28 211V212H29ZM179 211V210H178ZM20 212V211H19ZM156 212V211H155ZM214 212V211H213ZM223 212V211H222ZM229 212V211H228ZM227 212V213H228ZM240 212H241V210H240ZM74 213H76V212H74ZM169 213V212H168ZM242 213H243V211H242ZM60 214H62V213H60ZM80 214V213H79ZM240 214V213H239ZM244 214V213H243ZM29 215V214H28ZM65 215V214H64ZM78 215V214H77ZM173 215H175V214H173ZM208 215V214H207ZM227 216H228V214H226ZM247 215V214H246ZM25 216V215H24ZM30 216V215H29ZM176 216V215H175ZM209 216V215H208ZM207 216V217H208ZM226 216V217H227ZM242 216V215H241ZM241 216H239V217H241ZM22 217V216H21ZM66 217V216H65ZM159 217V216H158ZM210 217H211V215H210ZM218 217V216H217ZM243 217V216H242ZM27 218H28V216H27ZM31 218V217H30ZM63 218V217H62ZM212 218H213V216H212ZM211 218V219H212ZM225 218V217H224ZM78 219V218H77ZM81 219L83 220L82 222L84 223L85 221H84V219L81 217ZM80 219V220H81ZM177 219H178V217H177ZM180 219V218H179ZM232 219H233V217H232ZM28 220V219H27ZM33 220V219H32ZM146 220V219H145ZM159 220V219H158ZM176 220V219H175ZM234 220V219H233ZM150 221V220H149ZM212 221V220H211ZM219 221V220H218ZM217 221V222H218ZM242 221H243V219H242ZM62 222V223H61ZM80 222V221H79ZM164 222V221H163ZM188 222H190V221H188ZM198 222V221H197ZM146 223V222H145ZM149 223V222H148ZM196 223V222H195ZM209 223V222H208ZM211 223V222H210ZM209 223V224H210ZM215 223H216V221H215ZM230 223V222H229ZM228 223V224H229ZM64 224V225H63ZM150 224V223H149ZM155 224V223H154ZM154 224L152 225V226H154ZM187 224H189V223H187ZM192 224V223H191ZM206 224V223H205ZM213 224H214V222H213ZM219 224V223H218ZM218 224H216V225H218ZM221 224V223H220ZM234 224V223H233ZM236 224V223H235ZM196 225V224H195ZM198 225H201V224H198ZM231 225V224H230ZM187 226V225H186ZM190 226V225H189ZM191 226H193V225H191ZM201 226H204L203 224L201 225ZM222 226V225H221ZM225 226H227V225H225ZM241 226V225H240ZM142 227V226H141ZM183 227V226H182ZM210 227H212L213 228V226H210ZM83 228H84V226H83ZM82 228V229H83ZM147 228V227H146ZM148 228H149V226H148ZM238 228V227H237ZM244 228V227H243ZM250 228V227H249ZM45 229H48L49 231H47V235L45 236V235H43L42 234V232L43 231H45ZM86 229V228H85ZM108 229V228H107ZM150 229H152V228H150ZM150 229H148V230H150ZM169 229V228H168ZM187 229H188V227H187ZM207 229H208V226H207ZM215 229H217V228H215ZM251 229V228H250ZM72 230V232H70ZM81 230V229H80ZM189 230V229H188ZM202 230V229H201ZM238 230H241L240 228H238L237 230H234V231H236V232H238ZM65 231V232H64ZM194 231H196V230H194ZM197 231L199 232V230L197 229ZM206 231H209V230H206ZM211 231V230H210ZM209 231V232H210ZM234 231H230V232H228V234L232 237V238H237L239 235H237L236 236V234L235 233H233L232 234V232H234ZM248 231V230H247ZM67 232H69V233H73V236L71 237V236H69L68 234H67ZM101 232H102V230H101ZM212 232V231H211ZM63 233H64V235H63ZM91 233V232H90ZM153 233H154V231H153ZM174 233V232H173ZM192 233H193V231H192ZM208 233V232H207ZM213 233V232H212ZM215 233V232H214ZM171 234V233H170ZM179 234V233H178ZM188 234V233H187ZM221 234V232H220V229L219 230H217V235L215 236V238H217V239H220V236L222 235H220ZM242 234V233H241ZM103 235H105V234H103ZM107 235V234H106ZM171 235H173V234H171ZM191 235V234H190ZM200 235V234H199ZM212 235V234H211ZM214 235V234H213ZM224 235V234H223ZM228 235V236H229ZM61 236H64L65 238L64 239H61L60 237ZM91 236V235H90ZM205 236V235H204ZM84 237V236H83ZM175 237V236H174ZM177 237V236H176ZM186 237V236H185ZM194 237V240H193V243L192 244H190L191 245V247H190V251H193V257L195 258L198 254H200L201 255V253L202 254H205L204 255V259L202 260V261H199V260H197V262L199 263V264H218V263H220V264H225V263H223V262H221V261H219V259H220V257H219V255L218 254H216V257H217V260L218 261H214V262H209V261H207L206 260V256L209 254V250H208V245H209V243H212L213 241H214V238H212V237H210V236H208L209 237V239H207L208 241H209V243H208V245H207V242L208 241H206V237H204V239H202L201 241H198L197 242V239L195 238V236H193ZM63 238V237H62ZM85 238V237H84ZM172 238H173V236H172ZM171 238V239H172ZM178 238V237H177ZM182 238V237H181ZM187 238V237H186ZM231 238V239H232ZM137 239V238H136ZM141 239V238H140ZM168 239V238H167ZM166 239V240H167ZM185 239V238H184ZM225 239V238H224ZM238 239V238H237ZM135 240V239H134ZM164 240V239H163ZM182 240V239H181ZM188 240V239H187ZM199 240V239H198ZM83 241V242H82ZM97 242H98V240H96ZM100 241V240H99ZM168 241V240H167ZM174 241V240H173ZM179 241V240H178ZM237 241V240H236ZM235 241V242H236ZM118 242V241H117ZM136 242V241H135ZM139 242V241H138ZM163 242V241H162ZM185 243H187L186 241H184ZM190 242V241H189ZM219 242V241H218ZM239 243H238V245H240V246H242L241 248V250L242 251H247L246 249H247V247H248V245L247 244H244L243 242L241 243L240 241H238ZM119 243V242H118ZM177 243H180V242H177ZM107 244V243H106ZM137 244V243H136ZM135 244V245H136ZM161 244V243H160ZM169 244V243H168ZM168 244H166V245H168ZM200 244V245H199ZM221 244V243H220ZM223 244H225V243H223ZM119 245V244H118ZM144 245V244H143ZM142 245V246H143ZM170 245V244H169ZM173 245V244H172ZM176 245V244H175ZM179 245V244H178ZM230 244H226V246L229 248L230 246H229ZM145 246H146V244H145ZM148 246V245H147ZM146 246V247H147ZM164 246H165V243H164ZM174 246V245H173ZM185 246V245H184ZM98 247H99V245H98ZM104 247V246H103ZM144 247V246H143ZM166 247V246H165ZM169 247V246H168ZM171 247V246H170ZM175 247V246H174ZM216 247V246H215ZM227 247H225V248H227ZM244 247V248H243ZM142 248V247H141ZM176 248H177V246H176ZM217 248V247H216ZM220 248V247H219ZM218 248V249H219ZM143 249V248H142ZM181 249V248H180ZM187 249V248H186ZM250 249V248H249ZM105 250V249H104ZM141 250V249H140ZM175 251H177L176 249H174ZM106 251V250H105ZM134 251V250H133ZM132 251V252H133ZM149 251V250H148ZM250 251V250H249ZM185 252H186V250H185ZM131 254V253H130ZM250 254V253H249ZM115 255V254H114ZM154 255V254H153ZM191 255H192V253H191ZM186 256V255H185ZM184 256V258H186ZM234 255H231V257H233ZM250 256V255H249ZM188 257H191V256H188ZM193 257H191V259H193ZM235 257V256H234ZM251 257V256H250ZM120 258V257H119ZM183 258V259H184ZM197 258V257H196ZM201 258V257H200ZM252 258V257H251ZM41 259V258H40ZM54 259V258H53ZM140 259V258H139ZM202 259V258H201ZM257 259V258H256ZM116 260V259H115ZM120 260V259H119ZM144 260V259H143ZM185 260H187V258L185 259ZM234 260V259H233ZM252 260V259H251ZM123 261V260H122ZM127 261H129V260H127ZM142 261V260H141ZM153 261V260H152ZM189 261V260H188ZM257 261V260H256ZM60 262V261H59ZM130 262V261H129ZM154 262V261H153ZM156 262V261H155ZM154 262V263H155ZM194 262V261H193ZM192 262V263H193ZM197 262H196V264H197ZM253 262V261H252ZM28 263V262H27ZM123 263H125L124 261H123ZM185 263V262H184ZM188 263H190V262H188ZM195 263V262H194ZM254 263V262H253ZM113 264V263H112ZM120 264H121V262H120ZM144 264V263H143ZM148 264V263H147ZM257 264V263H256Z\"/></svg>", "mask_w": 264, "mask_h": 264}]
</instances>
